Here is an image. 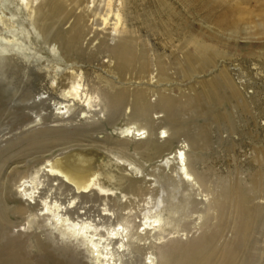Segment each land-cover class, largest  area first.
<instances>
[{
	"label": "rangeland",
	"instance_id": "374dc122",
	"mask_svg": "<svg viewBox=\"0 0 264 264\" xmlns=\"http://www.w3.org/2000/svg\"><path fill=\"white\" fill-rule=\"evenodd\" d=\"M52 1L32 0L38 9L29 20L21 0H0V15L4 17L0 20V49L27 53L25 57L20 52L15 54L12 67L0 72V240L25 227V234L18 237V255L27 261L94 264L93 254L79 241H69V236L57 230L49 231L42 218L33 217L41 212L42 199L46 198L62 205L74 200L73 223L104 217L97 225L104 233L125 221L136 223L131 234L136 233L144 216L154 210L162 213L165 220L159 223L160 230H150L139 239L131 235L122 264H145L151 245L163 241L157 238L164 234L174 238L172 232L181 235L197 224L203 235L209 236L217 231L220 221L223 225L227 221V228L219 231L217 238L238 241L227 213L226 219L220 220L214 206L210 210L205 204L196 210L199 207L195 204L201 192L214 190L212 186L223 182L239 187L264 174V0H54L56 5L62 1L60 11L50 4ZM119 5V29L113 40L108 7L114 10ZM11 34L17 37L19 46L10 43ZM53 43L57 50H52ZM124 49L131 53L128 59L121 56ZM72 66L79 67L81 77L73 74ZM78 80L86 95L82 92L76 96L70 115L56 121L54 108L73 99L67 92ZM116 91L121 92L122 103L101 113L94 108L88 114L91 120H72L78 118L86 96L95 98ZM38 95L45 99L43 104L32 102ZM137 96L141 105L150 108L148 114L144 108L136 110ZM161 99L170 100L173 106L160 112L157 104ZM155 111L166 116L162 123L170 127L174 137L163 147L149 151H119V128L134 124L150 127ZM34 114L40 117L39 122H33ZM52 129H61L66 135L57 137L58 132ZM75 130L84 132L79 135L73 133ZM194 138L202 157L196 162L193 150V163L207 177L203 187L197 186V180L183 181L179 165H172L167 172L156 171L158 181L152 182L146 172H151L162 158L171 157L180 145H193ZM62 157L74 161L81 158L94 165L106 162L117 173L130 175L127 162L119 161L127 158L143 168L137 177L150 182L127 186L130 192L126 194L116 188L107 192L96 189L94 194L74 198L69 182L52 189V181L43 186L34 207L21 208L15 194L17 186ZM121 162L126 170L118 166ZM48 192L51 197H46ZM104 193L115 198L109 201L107 210L100 198ZM262 193L256 202L253 235L242 248V255L250 251L256 264H264ZM160 196L166 197L171 216L162 205L147 210L148 203ZM255 210L252 208L253 215ZM117 241L114 247L119 245ZM33 243L46 245L48 256L34 250ZM142 243L149 244L142 247ZM58 248L73 252L74 259L52 256Z\"/></svg>",
	"mask_w": 264,
	"mask_h": 264
},
{
	"label": "bare ground",
	"instance_id": "6f19581e",
	"mask_svg": "<svg viewBox=\"0 0 264 264\" xmlns=\"http://www.w3.org/2000/svg\"><path fill=\"white\" fill-rule=\"evenodd\" d=\"M68 1L70 0H67L66 2ZM21 2L22 6L27 8V16L30 20L36 15L38 7L32 5V0H21ZM50 4L57 6L59 11L62 8V1L56 5V2L53 0ZM108 10L109 13L112 14L111 31L113 34L110 36L111 39L114 40L116 34H118L117 30L119 28L118 26L116 27V24L120 21L119 19L121 16L119 14L121 12V5L117 6L114 10L108 7ZM48 14L55 15L54 12H50ZM16 18H18V16H15L14 19L16 20ZM0 20L4 21V17L1 15ZM27 24L28 21L20 27H25ZM26 37L28 38V35H26ZM1 39L4 38L1 37ZM9 40L12 45L19 46L17 37L14 34H11ZM51 48L52 50H57L58 46L53 43ZM19 52L24 57L27 54L24 50H18L15 51V53H12L11 49H5V47L0 49V72H4V69H7L9 66L12 67V65L16 62L13 56H15V54L17 55ZM114 54L116 55V53ZM121 56L122 58L128 59L131 57V53L128 50H125L122 52ZM72 68L73 74L78 73L77 75L80 77L82 76L83 72L81 73L79 67L72 66ZM82 84L83 83L79 80L76 81L71 90L67 92L69 96L73 97V99H71L69 103H64L62 107L54 108L53 118H56V121H62L64 120V117H68L70 115V112L74 109V98L83 92ZM83 94L84 96L86 95L85 92H83ZM85 98V106H81L79 108L77 115L78 118L72 119L76 120L78 123L91 120L92 118L88 116V114L95 111L94 108L98 109L97 113H101L105 108L111 109L109 108L110 106H116L122 103V94L121 92L117 93V91L114 93H101L95 98H89L88 96ZM96 98L97 100H95ZM137 98V100L135 99V104L137 105L136 110L140 111L144 108V111L148 114L147 112L150 111V108L141 105V98L139 96H137ZM32 102L40 105L45 102V99L38 95L37 98L32 99ZM30 104L32 103H29V105ZM157 105L162 108L160 112H164L165 107H172L173 103L170 100L167 102L161 99L160 103ZM84 107L86 108L85 111ZM82 109L84 112L81 111ZM32 114L33 113H31V115ZM38 117H36L33 122H39L40 117ZM164 120H166V116L160 115L158 111H155L151 117L150 127L146 125L134 124L132 126L122 127L121 129L119 128L117 131V147L120 148L119 151L126 153L129 149H134V151L142 152L147 150L149 151L152 148L163 147L165 143L174 137V133L171 131L170 127L162 123ZM157 130H159V132H157ZM52 131L55 133L58 132L57 137L66 135L65 133L60 132L61 129H52ZM67 132L69 133L71 131ZM81 132L84 131L75 130L73 133L80 135ZM154 137L156 139V143L152 142L155 141ZM100 139L103 140L104 136ZM193 140V145H180L171 157L167 156L162 158L155 165V167H152L151 172H146L147 175L153 178L152 182L158 181L156 171L160 170L163 172L164 170L167 172L170 171L169 168L172 165H179V171L183 175L181 177L183 181L195 182V180H197L198 182H195L197 183V186L203 187L202 184L207 182V177L202 170H198L196 164L193 163V150L196 154L194 155V158L198 159L196 160L197 162L202 157L201 148L199 147L196 138ZM127 158H124V160H122V158L119 161L127 162L129 165L128 172L130 175L117 173L112 170V166L108 165L106 162H103L100 165H94V163L85 162L81 158H77V161L71 160L67 157L58 158L49 164L47 169L45 167L41 168L39 173L30 176L28 181H25L17 186L18 189L15 190V194L19 196L18 201L19 203L21 202V208L28 210L36 205L39 196L38 194L41 195L39 192L43 190V186L48 185V183L52 181H55L52 189H55L57 186L59 187L62 184H68L69 182L74 190L72 191L74 198H79L80 196L83 197L88 194V192L94 194L96 189L107 192L112 188H116L120 191V194H126L127 192H130V190L127 189V186L137 187L150 182L149 179L147 180L142 177H137V174L144 171L143 168L137 164L138 162L136 163L130 159L128 160ZM118 166L120 168H124L125 170L127 169L122 162L120 164L118 163ZM252 175L255 176V174ZM178 176H180L179 173ZM254 176L251 177L254 178ZM260 176L257 180L253 179L248 182V184L239 187L223 182L217 184L216 186H212L214 190L201 192L199 195L200 201L197 200L195 204L196 207H199L196 210L202 209L205 204L209 205L210 210L212 209V206H214L215 209H218L220 220L226 219L225 213H227V217L231 218L232 230L235 231L236 235H239L238 241H220L219 238H217L220 233L219 231H223L227 228V221L225 225H223L220 221L217 231L213 232L209 236L203 235L200 225L197 224L193 226L191 230L189 229L188 231H184L181 235L179 232H172V234H175L174 238L170 237L171 235L169 234H164L162 237L157 238L158 242L162 239L163 241L151 245L149 251L147 252L145 259L147 262L145 264H256L250 251H248V254L245 252V256L242 255V248L246 247V244L249 243L253 235L252 224L256 221V202L262 197V192H264V174H261ZM13 193L14 192L12 190L11 195ZM49 194L50 193L48 192L46 197H51ZM114 195L118 196L117 194ZM121 196L123 197V195ZM100 198L106 202L104 210H107L109 201L115 199L112 194L107 193H104V195L100 196ZM74 203V200H72L67 204L62 205L56 200H47L46 198H43L41 212L38 215H33V217L42 218L49 231L54 229L62 236H69L67 239L69 241L71 240L70 238L79 241L89 254H93L91 258L95 261L94 264H122L121 257L124 255V251L128 249L131 235H134L136 239H139L140 236L150 230H160V224L165 220L162 213L160 214L159 211L154 210L144 216V222L139 224L141 229H139L136 233L131 234L132 227L136 226V223L131 221H125L124 223L117 224V229H109V227L108 230L105 231L103 228L105 233L103 231L102 233L99 229L100 227L98 228L97 225L100 223L99 219H103L104 217H98L97 220L96 218L94 219V217H91L89 220H85L84 218L73 223L74 219L71 217V211L73 210L72 206ZM148 204V211H151L155 208V206L162 205L169 216L172 214L169 210H167L165 205L167 204L166 197L160 196L159 198L151 200ZM1 205L2 204L0 203V206ZM3 205L6 204L3 203ZM252 208L255 210L254 215L252 213ZM1 217L2 213L0 210V218ZM25 230H27L25 227L22 229H15L10 238H3L0 240V264H36V260L29 261V259L27 261L22 255H18L20 250V240H18V237L25 234ZM4 235L5 233L2 236ZM118 235L119 237H116ZM116 240L119 241H117L119 245L114 247ZM148 244L149 243H142L141 246L145 247ZM45 246L46 245L42 243L39 245L36 243L32 244V248L34 250L47 255L46 252L50 253V250L47 247L45 248ZM91 246L94 249H92ZM65 247H68V245ZM54 250L55 252H53L54 255L52 256L62 257L63 259H74L75 257L73 252L68 251L67 248H58ZM27 256L29 258V255Z\"/></svg>",
	"mask_w": 264,
	"mask_h": 264
}]
</instances>
